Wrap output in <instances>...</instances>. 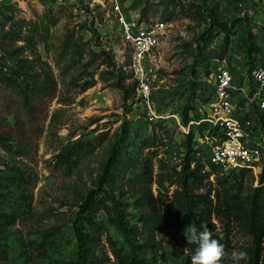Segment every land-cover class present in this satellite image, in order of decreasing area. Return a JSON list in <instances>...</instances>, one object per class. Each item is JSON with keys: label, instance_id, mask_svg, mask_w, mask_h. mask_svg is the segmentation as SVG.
<instances>
[{"label": "rangeland", "instance_id": "1", "mask_svg": "<svg viewBox=\"0 0 264 264\" xmlns=\"http://www.w3.org/2000/svg\"><path fill=\"white\" fill-rule=\"evenodd\" d=\"M119 3L128 12V19L142 11L143 19L168 23L157 49L159 69L151 90L159 114L154 122L146 121L132 78L121 76L120 62L127 61L129 48L111 11V0H5L0 5L9 21L38 22L43 18L55 22L48 39L38 43L34 54H22L33 62L36 73L32 80L47 82L49 89L25 106L18 91L0 83V136L5 144L0 142V190L16 193L15 175H29L26 191L33 206L32 217L0 227V248L4 251L0 264H66L75 259L73 221L79 203L97 187L98 174L111 149L134 151L140 141L154 135V163L159 158L179 168L187 146L184 128L203 112L201 99L213 81L216 66L227 64L242 76L250 45L259 48L258 53L250 50L255 62L264 63V0ZM1 43L13 49L23 42L0 37ZM17 60L15 54L0 47L3 70H16ZM84 82L93 85L84 89ZM260 122L259 144L264 155V122ZM189 132L193 147L205 159L203 132L195 124ZM76 140L99 144L74 167L58 164L57 154ZM252 176L254 187L258 179ZM153 192L156 194L155 185ZM127 197L124 202H128ZM127 210L134 211L131 206ZM97 221L104 230L101 248L109 264H115L105 233L125 248L128 242L104 212L97 215ZM229 239L232 251H246L250 245V237L237 229ZM170 243V237L163 238L159 251H165L168 264H180L170 254ZM150 259L166 264L160 257ZM227 264L232 261L228 259Z\"/></svg>", "mask_w": 264, "mask_h": 264}, {"label": "trees", "instance_id": "2", "mask_svg": "<svg viewBox=\"0 0 264 264\" xmlns=\"http://www.w3.org/2000/svg\"><path fill=\"white\" fill-rule=\"evenodd\" d=\"M140 16L142 19L145 17L142 11ZM9 20L0 11V37L4 41L21 40L23 43L13 49L0 44L5 52L9 50V54H15L18 58L16 70H3L0 63V83L18 91L23 104L27 106L31 98L45 93L49 88L47 82L40 84L32 80L36 73L33 62L22 57V54L24 51L34 54L38 43L48 39L55 22L43 18L38 22ZM7 24L10 26L5 29ZM251 49L259 52L255 45H250ZM250 50L247 65L256 63ZM121 72L124 71L120 68ZM125 74L132 78L125 72L121 76ZM92 85L84 82L82 87L86 89ZM195 86L196 81L192 83L191 93H194ZM250 114H258L255 118L259 123L264 122V112L252 111ZM199 128L203 132L201 126ZM192 138V133H187L185 155L179 168L159 158L154 163L157 155L152 149L156 143L154 135L140 141L134 151L124 147L125 151L121 153L112 148L98 174L97 187L88 191L79 203L73 221L76 257L66 264H109L110 259L101 248L104 230L97 221L100 212L105 213L107 220L128 242L125 248L105 233L115 264H155L150 258L155 260L156 257L168 264L165 251H159L165 237L171 238V256L178 259L180 264H190L197 245L187 244L184 231L190 224L198 227L201 223H206L213 238L224 246L226 255L221 264L228 262V254L232 252L229 238L236 229L250 237L246 264H264V155L261 157L263 169L258 173L257 184L253 187L250 169L221 171L207 160L206 154L205 159L202 158L203 153L193 147ZM0 142L3 143L2 136ZM98 144L76 140L68 149L57 154L58 164L74 167L79 159L91 155ZM128 171L132 174L129 175ZM15 178L19 191L14 193L6 189L4 193L0 190V227L33 215L32 198L26 191L29 188V175L19 174ZM153 185L156 186V194ZM125 196H128V202L123 201ZM129 206L134 211H128ZM3 252L0 248L1 259Z\"/></svg>", "mask_w": 264, "mask_h": 264}, {"label": "built area", "instance_id": "3", "mask_svg": "<svg viewBox=\"0 0 264 264\" xmlns=\"http://www.w3.org/2000/svg\"><path fill=\"white\" fill-rule=\"evenodd\" d=\"M4 2L0 0V5ZM110 7L129 48L127 61L121 60L119 67L131 75L146 121L154 122L159 114L151 90L159 69L157 49L168 23L142 19L139 11L128 19L119 0H111ZM212 79L205 99H201L203 112L190 119L184 130L188 133L191 124L201 126L206 158L221 171L248 168L257 179L262 170L261 124L250 112H264V63L258 60L247 65L242 76L227 64H220Z\"/></svg>", "mask_w": 264, "mask_h": 264}, {"label": "clouds", "instance_id": "4", "mask_svg": "<svg viewBox=\"0 0 264 264\" xmlns=\"http://www.w3.org/2000/svg\"><path fill=\"white\" fill-rule=\"evenodd\" d=\"M187 244H195L197 248L191 256L190 264H221L226 253L224 246L212 236L206 223H201L198 227L190 224L184 231ZM229 255L232 264H245L248 260L246 251L233 250Z\"/></svg>", "mask_w": 264, "mask_h": 264}]
</instances>
